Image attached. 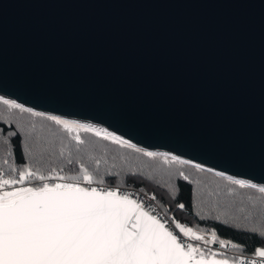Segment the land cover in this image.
Listing matches in <instances>:
<instances>
[{
  "label": "water",
  "instance_id": "95a60500",
  "mask_svg": "<svg viewBox=\"0 0 264 264\" xmlns=\"http://www.w3.org/2000/svg\"><path fill=\"white\" fill-rule=\"evenodd\" d=\"M0 97L264 186V0H0Z\"/></svg>",
  "mask_w": 264,
  "mask_h": 264
},
{
  "label": "snow or ice",
  "instance_id": "6c2138e0",
  "mask_svg": "<svg viewBox=\"0 0 264 264\" xmlns=\"http://www.w3.org/2000/svg\"><path fill=\"white\" fill-rule=\"evenodd\" d=\"M0 104L51 121L69 135L76 130L92 132L149 159L189 163L166 153L145 151L109 131L36 112L2 97ZM17 135L18 130L7 133V137ZM7 137L3 143L8 145L7 156H12ZM71 138L77 145L85 144L78 133ZM35 146L40 147L39 140ZM24 150H29L27 145ZM63 154L61 149L60 155ZM3 164L7 169L0 168V264H257L256 258L264 261V246L254 248V258H230L211 247L218 239L215 230L210 234L194 230L168 217L166 211L161 218L155 214V207L122 191L120 186H93L105 181L94 179L83 165L74 175L63 174V168L59 173L53 170L52 175H45L32 166L9 164L8 159ZM193 166L200 169L199 165ZM179 176L191 183L183 172ZM225 179L264 194V186L232 177ZM150 199L155 200L156 196ZM177 207L183 210L185 205L180 203ZM251 231L264 239V230ZM229 244L220 239L218 247L226 250ZM231 247L238 249L240 245Z\"/></svg>",
  "mask_w": 264,
  "mask_h": 264
},
{
  "label": "trees",
  "instance_id": "16d2710c",
  "mask_svg": "<svg viewBox=\"0 0 264 264\" xmlns=\"http://www.w3.org/2000/svg\"><path fill=\"white\" fill-rule=\"evenodd\" d=\"M0 130V168L7 169L3 161L8 159L9 164L32 166L45 175H52L53 170L59 173L61 168L63 174L74 175L83 165L93 173L94 179L105 181L97 186H120L143 195H155V204L164 216L166 211L168 217L205 234L215 230L217 242L223 239L240 245L238 249L232 248L231 254L225 253L230 258L252 256L255 247L264 246V239L251 231L253 228L264 230V194L254 189L240 188L230 184L224 176L188 164L165 163L162 158L149 159L92 132L76 130L69 135L51 121L8 109L3 104H0ZM13 130H18V135L7 137V133ZM77 133L85 144L77 145L71 138ZM5 137L11 144L12 156H7L8 145L3 143ZM37 140L40 147L35 146ZM25 145L29 149L27 152ZM61 149L63 156L60 155ZM69 160L72 164L68 163ZM180 172L191 183L182 179ZM199 184L206 186L204 190L208 195L202 196L204 190L198 192ZM198 201L201 202L198 204ZM180 203L185 205L183 210L177 207Z\"/></svg>",
  "mask_w": 264,
  "mask_h": 264
},
{
  "label": "built area",
  "instance_id": "2783aa9c",
  "mask_svg": "<svg viewBox=\"0 0 264 264\" xmlns=\"http://www.w3.org/2000/svg\"><path fill=\"white\" fill-rule=\"evenodd\" d=\"M93 186H97V185H93ZM99 187H104V188H107V189H114L113 187H107V186H99ZM121 190L133 193V194L137 195L140 199L145 200L146 204H150L151 206H153V207H155L157 209V213H155V214H159L161 216V218L164 217L163 213L156 206L155 201L150 199L151 196L143 195V194H141L139 192L132 191V190H126V189H121ZM218 244H219V242H216L215 244H212L211 247L213 249L218 250V251L225 252L226 254H231V249H232L231 244H229V246H228V248L226 250L219 249ZM239 256H241V255H236V257H239ZM244 256H246L249 259L254 258L253 255L252 256L244 255ZM256 259H257V264H264V261L260 260L259 258H256Z\"/></svg>",
  "mask_w": 264,
  "mask_h": 264
},
{
  "label": "rangeland",
  "instance_id": "374dc122",
  "mask_svg": "<svg viewBox=\"0 0 264 264\" xmlns=\"http://www.w3.org/2000/svg\"><path fill=\"white\" fill-rule=\"evenodd\" d=\"M62 119V118H61ZM144 150V149H143ZM145 151H147V150H145ZM188 165H191V166H193L192 164H188ZM200 169H202V168H200ZM202 170H205V171H208V172H211V173H215V172H212V171H209V170H206V169H202ZM216 174V173H215ZM220 176H222V175H220ZM224 177H226V176H224ZM210 183H208V185H209ZM20 185H17L16 187H19ZM205 185H203V186H200V184H199V188H198V192H202L204 189H205ZM208 188H210V189H212V187H208ZM215 191H217V190H215ZM205 192V193H204ZM204 192H202L203 194H202V196L204 197V194H206V195H208V193L204 190ZM202 196H201V198H202ZM201 201H198V204L200 203ZM202 205V204H201ZM196 243H198V242H196Z\"/></svg>",
  "mask_w": 264,
  "mask_h": 264
}]
</instances>
